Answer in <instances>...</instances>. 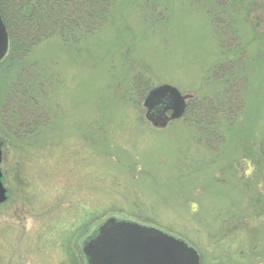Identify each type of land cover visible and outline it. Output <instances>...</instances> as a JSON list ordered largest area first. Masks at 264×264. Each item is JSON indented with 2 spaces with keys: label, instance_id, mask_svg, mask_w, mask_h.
I'll use <instances>...</instances> for the list:
<instances>
[{
  "label": "rangeland",
  "instance_id": "1",
  "mask_svg": "<svg viewBox=\"0 0 264 264\" xmlns=\"http://www.w3.org/2000/svg\"><path fill=\"white\" fill-rule=\"evenodd\" d=\"M163 86L191 110L156 126ZM0 139V264H90L110 218L264 264V0H116L94 35L8 56Z\"/></svg>",
  "mask_w": 264,
  "mask_h": 264
},
{
  "label": "water",
  "instance_id": "2",
  "mask_svg": "<svg viewBox=\"0 0 264 264\" xmlns=\"http://www.w3.org/2000/svg\"><path fill=\"white\" fill-rule=\"evenodd\" d=\"M9 37L0 16V62L7 55ZM147 118L156 126H166L167 113L172 112L171 120L185 115V98L174 87L163 86L150 91L145 101ZM3 152L0 140V205L8 200V191L3 184ZM99 235L85 245V253L90 264H113L121 257L125 264H200L197 252L184 242L161 233L123 221L108 220L100 227ZM101 248V250H100ZM109 251L106 255L103 253ZM96 251V257L91 255ZM100 251V253H99ZM118 258L123 264L124 261Z\"/></svg>",
  "mask_w": 264,
  "mask_h": 264
},
{
  "label": "trees",
  "instance_id": "3",
  "mask_svg": "<svg viewBox=\"0 0 264 264\" xmlns=\"http://www.w3.org/2000/svg\"><path fill=\"white\" fill-rule=\"evenodd\" d=\"M115 3L116 0H0V16L9 37L7 57L23 58L50 39L79 42L92 36L108 24ZM259 153L264 160V139ZM98 233L94 230L92 238ZM69 252L68 264H83L82 256Z\"/></svg>",
  "mask_w": 264,
  "mask_h": 264
}]
</instances>
